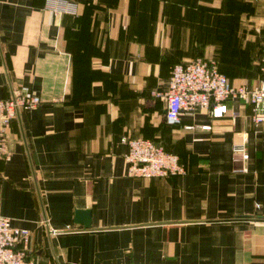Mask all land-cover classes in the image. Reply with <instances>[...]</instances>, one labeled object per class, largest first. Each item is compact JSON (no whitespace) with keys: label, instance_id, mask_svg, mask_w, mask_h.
I'll list each match as a JSON object with an SVG mask.
<instances>
[{"label":"crops","instance_id":"1","mask_svg":"<svg viewBox=\"0 0 264 264\" xmlns=\"http://www.w3.org/2000/svg\"><path fill=\"white\" fill-rule=\"evenodd\" d=\"M263 49L264 0H0V99L40 98L0 126V213L32 264H264V122L228 99L170 125L152 94L197 57L250 87ZM123 136L183 172L131 176Z\"/></svg>","mask_w":264,"mask_h":264},{"label":"built area","instance_id":"2","mask_svg":"<svg viewBox=\"0 0 264 264\" xmlns=\"http://www.w3.org/2000/svg\"><path fill=\"white\" fill-rule=\"evenodd\" d=\"M69 9L75 11L72 6ZM152 94L165 100L164 117L170 125L178 123L183 113H193L201 109L208 110L213 118L221 117L228 112L225 103L228 99H241L249 104L252 110L251 120L257 125L264 122V49L260 59V76L250 87L244 84L233 85L218 70L214 60L197 57L174 64L167 89L153 91ZM39 102L37 95H23L17 91H13L6 99H0L1 128L8 126L19 111L32 109ZM120 140L127 145L125 161L131 176L151 178L183 172L178 156L167 152L163 146L150 139L123 136ZM9 153L8 150H3V157ZM232 155L234 161L246 160V145H233ZM29 237L28 229L12 225L10 218L0 213V264H32L27 257Z\"/></svg>","mask_w":264,"mask_h":264},{"label":"water","instance_id":"3","mask_svg":"<svg viewBox=\"0 0 264 264\" xmlns=\"http://www.w3.org/2000/svg\"><path fill=\"white\" fill-rule=\"evenodd\" d=\"M75 222L83 224L84 227H88L90 223L89 212L88 211H77Z\"/></svg>","mask_w":264,"mask_h":264},{"label":"trees","instance_id":"4","mask_svg":"<svg viewBox=\"0 0 264 264\" xmlns=\"http://www.w3.org/2000/svg\"><path fill=\"white\" fill-rule=\"evenodd\" d=\"M263 52V51H262ZM262 52H261V55H262ZM261 55L259 57V76H260V59H261ZM218 67V66H217ZM14 119V118H13ZM12 120V119H11Z\"/></svg>","mask_w":264,"mask_h":264}]
</instances>
